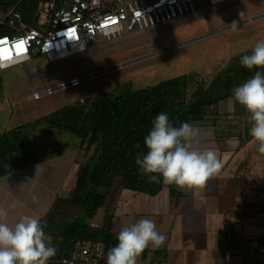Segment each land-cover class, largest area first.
<instances>
[{"label":"trees","instance_id":"obj_1","mask_svg":"<svg viewBox=\"0 0 264 264\" xmlns=\"http://www.w3.org/2000/svg\"><path fill=\"white\" fill-rule=\"evenodd\" d=\"M54 1L60 9L63 0H0V12L7 14L12 8L21 15L28 28L39 26L41 6ZM0 37L9 30H2ZM230 60L212 79L190 73L160 82L136 92L117 94L115 90L100 94L87 102H76L47 116L0 133V179L53 158L61 152L47 155L37 149H28L27 141L44 131L68 134L79 141L80 152L88 156L80 166L74 195L70 200H58L48 216L41 221L47 224L45 234L56 256L48 264H59L64 258L77 257L83 247L100 246L107 261V251L117 243L112 230V217L108 215L101 226L90 221L108 206L121 191H130L150 197L167 190L178 197L185 190L175 185L149 183L135 163L138 154H146L144 139L155 117L164 112L174 126L183 122H200L206 111L232 97V90L254 76L256 71L240 64L243 55ZM0 71V96L3 79ZM139 145V147H137ZM91 155V156H90ZM103 190V191H102ZM83 211V219L61 223L59 211L66 205Z\"/></svg>","mask_w":264,"mask_h":264},{"label":"crops","instance_id":"obj_2","mask_svg":"<svg viewBox=\"0 0 264 264\" xmlns=\"http://www.w3.org/2000/svg\"><path fill=\"white\" fill-rule=\"evenodd\" d=\"M247 116L230 98L209 108L202 121L193 122L202 134L198 147L213 149L222 163L219 174L203 189L185 190L178 197L167 190L155 197L121 191L103 209L111 215L115 233L148 218L165 236L164 245L146 249L138 264H264V154L252 142ZM80 166L77 151L67 150L1 178L0 207L9 209L7 222L14 224L22 215L45 219L70 181L75 188ZM32 195L39 203H33ZM104 219L93 224L101 226Z\"/></svg>","mask_w":264,"mask_h":264},{"label":"rangeland","instance_id":"obj_3","mask_svg":"<svg viewBox=\"0 0 264 264\" xmlns=\"http://www.w3.org/2000/svg\"><path fill=\"white\" fill-rule=\"evenodd\" d=\"M240 1L242 0H233L211 7L212 14L209 20L198 18L201 12H196L155 27L154 32H158L156 34L147 35L146 32H138L113 42L100 44L96 47V51H87L84 54L85 57L80 60L74 61L76 58H72L49 65L45 59L33 58L27 65V71L23 66H19L2 72L0 133L35 121L65 106L76 102H87L113 90L117 94L136 92L190 73L207 80L212 79L227 66L232 58L252 51L257 42L264 41V18L223 33H215L216 30L225 26L264 13V0H251L215 12ZM6 15L0 12L2 30H9L7 35H16L10 23L4 21ZM194 18L197 19L166 29ZM163 29L166 30L159 32ZM205 34L210 36L162 53V50L170 46ZM97 40L102 42L103 37L98 36ZM104 50L108 51L102 52ZM147 55L154 56L84 81L78 87L59 90L39 100L31 99L34 91L42 93L49 88L54 89L61 84H67L72 79L85 78L90 74L102 72L104 69ZM72 61L74 62L69 64ZM27 148L37 149L45 155L51 151L63 154L67 150L71 152L76 150L81 166L87 163L89 156L80 152L78 140L68 134L57 132L44 131L41 135H34L28 139ZM73 195L74 186L70 181L69 189L60 197V200L66 202ZM108 215L105 210H100L94 215L90 224L99 225ZM83 216L81 209L68 203L59 211L58 221L61 223L76 221L83 219Z\"/></svg>","mask_w":264,"mask_h":264},{"label":"clouds","instance_id":"obj_4","mask_svg":"<svg viewBox=\"0 0 264 264\" xmlns=\"http://www.w3.org/2000/svg\"><path fill=\"white\" fill-rule=\"evenodd\" d=\"M233 28H236L233 23ZM240 64L249 69H264V41L254 46L251 54L243 55ZM232 97L248 113L252 142L264 154V71L232 90ZM201 130L192 122L174 126L166 113H159L144 139L146 154H138L135 163L149 183L175 185L181 190L203 189L206 182L219 174L222 163L216 151L201 149ZM139 147V145H137ZM33 203H39L32 195ZM9 209L0 207V264H48L57 249L45 234L46 222L39 217L22 215L9 224ZM117 243L107 251L106 264H138L146 249H159L165 236L154 220L144 218L120 229Z\"/></svg>","mask_w":264,"mask_h":264},{"label":"built area","instance_id":"obj_5","mask_svg":"<svg viewBox=\"0 0 264 264\" xmlns=\"http://www.w3.org/2000/svg\"><path fill=\"white\" fill-rule=\"evenodd\" d=\"M233 0H63L60 9L54 1L41 6L39 26L28 28L20 14L12 8L4 18L16 35L0 37V71L23 66L33 58L45 59L49 65L64 60L85 57L100 44L113 42L127 35L146 32L192 13L199 18H210L211 7ZM3 24V23H2ZM98 36L103 37L98 42ZM84 78L72 79L67 84L45 92L34 91L31 99L68 88L78 87ZM100 246L83 247L77 257L64 258L59 264H106Z\"/></svg>","mask_w":264,"mask_h":264},{"label":"water","instance_id":"obj_6","mask_svg":"<svg viewBox=\"0 0 264 264\" xmlns=\"http://www.w3.org/2000/svg\"><path fill=\"white\" fill-rule=\"evenodd\" d=\"M264 18V13L260 14V15H257V16H254L252 18H248L246 20H243V21H240V22H237L235 23L236 25V28L240 27V26H244L246 24H249V23H252V22H255L257 20H260ZM232 29H235L233 28V24L232 25H229V26H225L219 30H216L215 33H223V32H226V31H229V30H232ZM210 34H205V35H201V36H198L196 38H193V39H190V40H187V41H184L182 43H178L176 45H173V46H170L164 50H162V53H165V52H170L172 50H175V49H178V48H181L183 46H186L188 44H191L193 42H197V41H200L204 38H207L209 37ZM152 56L154 55H147V56H143V57H140V58H137V59H134V60H131V61H128V62H125V63H122V64H119V65H116L114 67H111V68H108V69H104L102 72H97V73H94V74H90L89 76L85 77L84 78V81H87V80H90V79H94V78H97L99 76H102L104 74H107V73H110V72H113V71H116V70H119V69H122V68H125V67H128L130 65H133V64H136L138 62H141L143 60H146V59H149L151 58ZM27 71V70H26ZM32 79V77H30Z\"/></svg>","mask_w":264,"mask_h":264}]
</instances>
